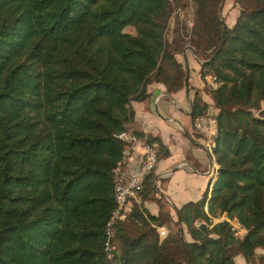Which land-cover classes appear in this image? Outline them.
<instances>
[{
	"label": "trees",
	"instance_id": "1",
	"mask_svg": "<svg viewBox=\"0 0 264 264\" xmlns=\"http://www.w3.org/2000/svg\"><path fill=\"white\" fill-rule=\"evenodd\" d=\"M193 1L188 40L169 41L184 0H0V264H237V254L253 264L264 248V0L252 8L235 0L232 28L219 15L222 0ZM187 44L204 60L201 77L219 81L209 91L218 178L177 209V232L164 237L156 229L164 218L135 202L108 253L112 170L123 147L115 134L131 128L132 102L150 97V82L170 93L188 88L178 59ZM200 94L193 119L209 111ZM152 175L144 201L158 200ZM223 214L247 229L243 239L229 221L214 222Z\"/></svg>",
	"mask_w": 264,
	"mask_h": 264
},
{
	"label": "crops",
	"instance_id": "2",
	"mask_svg": "<svg viewBox=\"0 0 264 264\" xmlns=\"http://www.w3.org/2000/svg\"><path fill=\"white\" fill-rule=\"evenodd\" d=\"M183 59L188 71L193 70V75L189 73L188 88L170 93L164 84L150 82V97L132 102L134 118L130 123L132 129L159 138L168 150V155L159 159L153 172L157 194L167 201L166 209L157 202L147 205L152 214L158 215L163 210L175 219L177 209L200 199L219 175L216 158L206 150V139L196 132L191 115L196 89H200V95L208 104L213 103V99L203 90L201 61L193 52L183 54ZM208 112L216 115L218 109L209 106Z\"/></svg>",
	"mask_w": 264,
	"mask_h": 264
},
{
	"label": "built area",
	"instance_id": "3",
	"mask_svg": "<svg viewBox=\"0 0 264 264\" xmlns=\"http://www.w3.org/2000/svg\"><path fill=\"white\" fill-rule=\"evenodd\" d=\"M216 89L219 81L216 75L208 74L204 77V83ZM194 128L198 134L206 139L205 148L212 154L216 146L218 134V120L215 114L207 112L199 115L194 120ZM115 136L123 143L121 156L112 170V179L115 189V199L117 206L105 228V250L112 253L116 249L114 242L116 237V227L119 223L127 221L134 209L135 202L141 199L146 178L152 174L159 161V144L150 141L148 133L138 132L135 129H125ZM226 216V215H225ZM232 226L235 236L245 237V227L237 221V224L226 216ZM162 237L166 236V229L159 228ZM111 264H120L117 260Z\"/></svg>",
	"mask_w": 264,
	"mask_h": 264
},
{
	"label": "rangeland",
	"instance_id": "4",
	"mask_svg": "<svg viewBox=\"0 0 264 264\" xmlns=\"http://www.w3.org/2000/svg\"><path fill=\"white\" fill-rule=\"evenodd\" d=\"M254 1L255 0H251L250 1L251 4L249 5L250 7H248V8H252V5L254 4ZM222 3H223V0H222ZM222 3H221V5H222ZM183 4H184L183 10L180 7L176 6V5L174 7L173 17L171 19V23H170V26H169L170 28L168 30V40L169 41L175 40L176 37H177V34H179L180 36H182L183 38H185L186 40H188V38L184 37L185 36V33H183L184 32L183 31V27H186L188 29V34H190V32L192 31V29H193V27H194V25L196 23V18L198 17V9H197L198 7H197V4L193 0H184V3ZM220 8H221V6H220ZM219 12H220V10H219ZM240 12H241V8L235 2V0H225L224 1L223 8H222V11H221V13H219V15H220V17L223 18V20L225 21L226 25L228 27L232 28L235 25V23L237 21V18L240 15ZM123 31L125 33H130V34H134V35L136 34V30L132 26L124 27L123 28ZM177 31H179V33H177ZM193 49L196 51V49L191 44H187L184 47V49H183V54L188 53V55H191V53L193 52ZM196 53H197V51H196ZM183 54L178 55V59L181 62L186 63L184 61V59H183ZM198 56L199 57H197V58L201 61V64H202L204 62V60H203L202 57H200L199 54H198ZM149 69L152 70L153 67L150 66ZM192 71H193L192 69L189 71V73L191 72V75H193V72ZM213 75H215V74H213ZM204 77H202L203 82H204ZM212 89H214V88L210 87L205 82L203 90L206 93L209 94V91L212 90ZM263 105H264V102H263ZM209 106H214V101H213V103L209 104ZM159 149H160V153H159V159H160L164 155V153L166 151L162 147H160V145H159ZM152 179H153V182L155 184V173H153ZM156 191H157V188H156ZM155 195L158 198V200H146V201H144L143 195H141V199L137 203L143 204L144 208H146V210L149 211V212H150V210L148 209L147 203L153 204L151 202H157L162 209L163 208L166 209V206L165 205L167 204V201L166 200L163 201V199L160 198V196L157 193ZM158 215H161V217L164 218V220H165V224L162 225L161 227H164L166 229V235L167 234H171V233L174 234V233L177 232L178 226L175 224V221L177 219H175L172 215H170L173 218L172 221H170L169 220V214H167L166 212H163V210ZM225 215L227 216V214H223V215H221L219 217H216L214 219V222H219V221L227 220V218H226ZM231 220L234 222V224H237V221H239L236 218H233ZM129 223H127V224H129ZM231 225L233 226V224H231ZM205 226H206V229H207V225L206 224H205ZM159 228L160 227H156L158 233H159ZM131 229L132 230H130L131 231V234L130 235L133 236V237L136 236L137 235V231L136 230L139 229V226H138L137 229H135L133 227H131ZM246 234H247V229H245V235ZM159 236H161V234ZM185 236H186L187 239L191 240V237L187 233L186 229H185ZM237 238L242 239L241 237H237ZM256 253H257V256L253 260V264H264V259H263V257H264V248L263 247L257 248ZM235 261H236L237 264H250V263L246 262V260L244 259V257L241 254H237L235 256Z\"/></svg>",
	"mask_w": 264,
	"mask_h": 264
},
{
	"label": "water",
	"instance_id": "5",
	"mask_svg": "<svg viewBox=\"0 0 264 264\" xmlns=\"http://www.w3.org/2000/svg\"><path fill=\"white\" fill-rule=\"evenodd\" d=\"M224 1H225V0H223V3H222V5H221V8H220V12H219V13H221V11H222V8H223V5H224ZM191 48H192V47H191ZM193 53H194V55H195L196 57H199L198 54L196 53V51H195L194 49H193ZM201 228H203V230L206 231V226H205V224H202Z\"/></svg>",
	"mask_w": 264,
	"mask_h": 264
}]
</instances>
